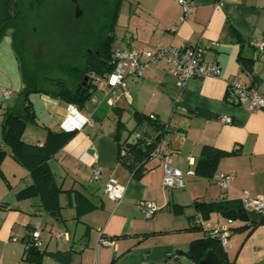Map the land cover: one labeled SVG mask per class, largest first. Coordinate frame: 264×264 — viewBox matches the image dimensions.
Segmentation results:
<instances>
[{
	"label": "crops",
	"instance_id": "obj_1",
	"mask_svg": "<svg viewBox=\"0 0 264 264\" xmlns=\"http://www.w3.org/2000/svg\"><path fill=\"white\" fill-rule=\"evenodd\" d=\"M132 1L122 0L113 51L199 46L206 61L219 64L221 76L192 79L180 87L165 63L147 65L140 80L126 81L112 106L109 88L92 82L91 100L83 108L77 106L73 119L68 117L74 104L30 95L35 123H27L22 137L28 144L43 146L50 131L71 132L83 118L91 120L47 161L59 194L46 206L38 195L21 197L34 184L33 176L2 141L4 112L18 105L24 88L13 36L7 32L0 40V151L7 154L0 167V264H30L24 260L26 244L36 231L43 242L41 264H195L185 255L190 244L228 220L218 213L204 220L196 202L264 198V111L227 101L233 79L254 85L264 96V57L251 46L264 38V0H191V18L184 22L177 0ZM248 60L251 68L246 67ZM3 89L12 96L3 97ZM136 113L154 115L167 127L165 158L183 172V188L164 187L162 163L156 158L145 164L140 177L119 162L118 121L126 127L122 143L156 135L147 122L136 127ZM223 117L231 123H224ZM205 146L228 153L217 167V172L234 176L226 190L196 174ZM95 167L101 172L98 181L93 180ZM109 183L126 188L118 206L104 193ZM142 200L160 208L152 219L138 208ZM246 214L247 221L232 220L225 250L234 264H264V223L252 227L264 215ZM196 217L202 226L195 224ZM101 235L114 244L98 247Z\"/></svg>",
	"mask_w": 264,
	"mask_h": 264
},
{
	"label": "trees",
	"instance_id": "obj_2",
	"mask_svg": "<svg viewBox=\"0 0 264 264\" xmlns=\"http://www.w3.org/2000/svg\"><path fill=\"white\" fill-rule=\"evenodd\" d=\"M121 3L122 0H111L102 18L94 22V36L92 35L86 40L81 60L72 65L60 64L55 70L56 73L51 75L32 66L30 59L22 49L20 38L21 22L24 19L23 0H5L3 2L0 11V40L9 29H13V43L20 61L24 88L19 94L18 105L13 109H6L4 112L2 141L10 148L12 157L31 173L34 180V184L23 191L21 197L38 195L42 198L43 204L47 206L58 196L59 190L54 184L53 175L47 167V161L76 134V130L67 133H52L50 131L47 142L43 146L24 142L22 137L27 123H35L34 116L29 118L24 113L25 107L30 104V95L45 94L74 104L79 108L85 107L95 92L92 76L106 78L114 69L111 62L114 45L112 34L117 24ZM245 64L247 68H251L252 61L248 60ZM86 77H88V81L85 80ZM134 116L136 127L147 122L156 135L140 137L132 143L129 142V138H126L122 143L120 135L125 132L126 127L121 121H118L115 139L119 146V162L135 177H140L145 164L152 159V152L165 138L168 131L165 125H161L156 120L153 121L137 113ZM6 155L5 151H0V167ZM227 155L226 152L205 146L196 167V174L199 177L212 179L217 172L220 160ZM0 176L3 177L1 171ZM195 205L204 220H207L212 213H218L228 220H248L243 203L238 200L196 202ZM263 223L264 220L252 227L255 228ZM209 250L216 252L221 264H234L230 262L220 239L213 236L211 232L201 239L194 240L185 255L195 264H202L201 261ZM43 256V250L31 246L26 249L24 260L30 264H41Z\"/></svg>",
	"mask_w": 264,
	"mask_h": 264
},
{
	"label": "built area",
	"instance_id": "obj_3",
	"mask_svg": "<svg viewBox=\"0 0 264 264\" xmlns=\"http://www.w3.org/2000/svg\"><path fill=\"white\" fill-rule=\"evenodd\" d=\"M182 8V16L180 22H184L191 18L192 2L191 0H177ZM176 26L173 30H176ZM128 38L130 35L127 36ZM252 48L256 51L258 57H264V38L251 42ZM111 62L114 65L113 71L106 78L92 76V82L98 87H108L109 104L112 106L118 100L119 90L123 89L128 79L140 80L143 77L145 67L147 65H156L165 63L169 74L174 76L180 87H184L188 81L192 79L218 78L221 76V68L217 62H208L205 60V50L199 46L184 44L181 47H163L150 50L139 51L132 48L116 49L112 52ZM2 95L5 98L12 96V91L3 89ZM227 101L247 107L250 111H264V96L261 95L254 85L243 83L237 79L229 81L227 88ZM78 114V108L75 105L69 106V119H73ZM153 121L157 120L154 115L149 116ZM224 123H231V118L223 117ZM91 120L83 118V122H77L70 130L74 131L82 128V126L90 123ZM81 123V124H79ZM149 141V139H147ZM152 158L161 161L164 178L163 185L169 189H181L184 187L183 172L171 165L165 158L164 139L157 145L151 154ZM101 178V172L98 168H94L93 180L98 181ZM234 176L231 174L216 172L212 181L222 189L226 190L232 183ZM126 188L124 186L109 183L104 187V193L109 200L113 201L117 206L124 199ZM246 211H255L264 215V198H248L243 202ZM138 208L146 219L155 217L160 208L151 201L142 200L138 203ZM232 220H227L223 227H215L211 230L213 236H217L223 248L230 247ZM195 224L203 225L200 217H196ZM16 242L17 239L13 238ZM114 244L112 239H108L101 235L98 243L99 246L110 247ZM31 246L43 250V242L41 241L40 232L32 233L26 249Z\"/></svg>",
	"mask_w": 264,
	"mask_h": 264
},
{
	"label": "rangeland",
	"instance_id": "obj_4",
	"mask_svg": "<svg viewBox=\"0 0 264 264\" xmlns=\"http://www.w3.org/2000/svg\"><path fill=\"white\" fill-rule=\"evenodd\" d=\"M4 1L0 0V11ZM23 3L20 42L31 65L52 75L58 65L80 61L84 44L92 33L88 22L92 9L85 7V17L77 20L70 0H23ZM7 32L12 37L13 29Z\"/></svg>",
	"mask_w": 264,
	"mask_h": 264
},
{
	"label": "flooded vegetation",
	"instance_id": "obj_5",
	"mask_svg": "<svg viewBox=\"0 0 264 264\" xmlns=\"http://www.w3.org/2000/svg\"><path fill=\"white\" fill-rule=\"evenodd\" d=\"M70 1H71L72 9H73V16L77 20H80V19L85 17V11H84L85 7L92 9V19H90L88 22L90 23V25H91L90 28L92 29V33H91L90 37L92 35L94 36V32H93L94 31V22H96L102 18V16L105 14L107 8L109 7L111 0H77V2H73L72 0H70ZM77 7L80 9V11L82 13L79 17L76 16Z\"/></svg>",
	"mask_w": 264,
	"mask_h": 264
},
{
	"label": "water",
	"instance_id": "obj_6",
	"mask_svg": "<svg viewBox=\"0 0 264 264\" xmlns=\"http://www.w3.org/2000/svg\"><path fill=\"white\" fill-rule=\"evenodd\" d=\"M72 1L77 2V0H72ZM81 14L82 13H81L80 9L77 7L76 16L79 17ZM85 80L88 81V77H86ZM24 113L29 118H31L33 116L30 106L25 107ZM134 141H135V138H133L130 143H132ZM201 263L202 264H221V260L214 250H209L206 253L205 258L201 261Z\"/></svg>",
	"mask_w": 264,
	"mask_h": 264
}]
</instances>
